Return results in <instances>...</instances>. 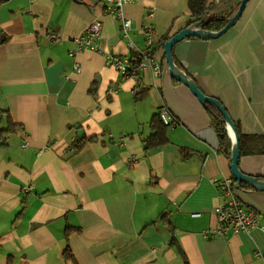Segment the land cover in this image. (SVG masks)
Here are the masks:
<instances>
[{"label": "crops", "instance_id": "crops-1", "mask_svg": "<svg viewBox=\"0 0 264 264\" xmlns=\"http://www.w3.org/2000/svg\"><path fill=\"white\" fill-rule=\"evenodd\" d=\"M225 1L215 8L227 13L241 0ZM124 14L129 37L101 0H0V36L8 37L0 44V106L24 127L0 146V264H66L67 244L78 264H264L260 229L204 236L224 201L213 179L232 171L206 105L170 73L159 44L188 28V0H136ZM95 20L100 50L72 56L75 38ZM149 24L161 74L124 78L105 54L131 56L129 40L147 49ZM172 54L247 135L240 170L264 177V0H249L223 34L181 39ZM162 108L177 123L166 125L167 144L146 151ZM236 194L264 221V190ZM68 226L80 230L67 238Z\"/></svg>", "mask_w": 264, "mask_h": 264}, {"label": "built area", "instance_id": "built-area-1", "mask_svg": "<svg viewBox=\"0 0 264 264\" xmlns=\"http://www.w3.org/2000/svg\"><path fill=\"white\" fill-rule=\"evenodd\" d=\"M106 6V10L120 23V29L124 36L129 37V30L131 28V20L124 14V7L127 4L133 3L136 0H102ZM143 33L148 47L152 46L155 42L154 27L152 24L147 25L143 29ZM49 38L56 40L58 34L56 32H50ZM102 38V23L99 20L93 21L81 35L75 38L76 47L70 51L72 56H75L77 52L84 49H90L99 51L100 41ZM129 47H131L135 55L122 56L117 53L107 52L105 54L106 63L114 67L119 71L124 78L136 77L140 71L145 69H151L155 75H160L162 66L160 60L154 56L149 49L136 48L134 43L129 40ZM75 71H81V65L75 64ZM120 86L110 87L107 90L108 95H112L118 92ZM160 117L164 124L171 125L177 123V119L170 113L167 108L159 110ZM124 141V137H121L120 143ZM28 143H24L23 146L27 147ZM224 196V201L216 209L217 224L214 227L204 230V236L209 238H216L225 236L228 233H250L254 229H260L264 232V221L260 219V213L253 208L245 206L234 188L233 176L222 175L214 178ZM258 252L257 255H261Z\"/></svg>", "mask_w": 264, "mask_h": 264}, {"label": "trees", "instance_id": "trees-1", "mask_svg": "<svg viewBox=\"0 0 264 264\" xmlns=\"http://www.w3.org/2000/svg\"><path fill=\"white\" fill-rule=\"evenodd\" d=\"M102 1V0H101ZM231 0H227L224 3L230 2ZM223 3V4H224ZM240 5V1H237L231 11L227 13H223L218 11L215 8V0H188V7L190 10L191 20L189 22V26L194 29H203L205 31H219L223 29L228 23L229 19L236 13ZM198 24V26H196ZM172 36H167L163 41H160V46L164 48L165 43L170 40ZM8 37L0 36V44L7 41ZM150 47V46H149ZM148 47V49H149ZM151 52V51H150ZM132 57L136 56L135 52L131 55ZM174 57V56H173ZM175 61V57H174ZM177 64V62L175 61ZM208 112L210 113L212 124L216 130L219 139V151H221L230 161L232 159V151H233V140L229 133V126L226 118L223 113L212 103H205ZM4 122V124H2ZM237 127L241 144L243 147V140L247 136L242 133L239 128V123L235 122ZM150 126L152 132L147 138L144 139L145 150L149 151L153 148L165 145L168 143L167 137V126L164 124L160 117V113L153 115L150 121ZM24 127L14 121L11 112L8 108H4L0 106V146L6 145L8 140L12 134L17 133L22 130ZM98 139L97 136L93 137H81L77 141L74 142V150H80L86 143L96 141ZM247 152V151H244ZM233 176V174H232ZM260 180L264 181V177H258ZM234 180V188L235 191L237 189H241L244 187H251L248 183H241L237 186V179L233 176ZM165 218V216L163 217ZM80 228L68 226L65 231V235L68 238L69 235L75 231H79ZM63 256L66 261V264H78L76 257L70 247L69 244L63 250Z\"/></svg>", "mask_w": 264, "mask_h": 264}, {"label": "water", "instance_id": "water-1", "mask_svg": "<svg viewBox=\"0 0 264 264\" xmlns=\"http://www.w3.org/2000/svg\"><path fill=\"white\" fill-rule=\"evenodd\" d=\"M249 0H241L240 5L236 13L229 19L226 26L219 31H205L203 29H194L191 27L185 28L182 31L175 34L170 40H168L164 45L165 55L167 58V62L169 65L170 73L175 76L178 80L185 83L190 89L198 96V98L205 104L207 102L215 105L224 115L228 122L229 128L233 132V151H232V159H231V171L233 176L237 179V186L241 183H248L251 187H254L258 190H264V181L260 180L258 177L246 175L239 168V158H240V136L237 130V127L229 115L225 106L215 97L206 95L198 85L190 79L181 69L176 65L173 57V47L174 45L181 39L189 38V37H199V38H211L217 37L224 32H226L229 28L234 26L244 11ZM198 26V24H196Z\"/></svg>", "mask_w": 264, "mask_h": 264}, {"label": "rangeland", "instance_id": "rangeland-1", "mask_svg": "<svg viewBox=\"0 0 264 264\" xmlns=\"http://www.w3.org/2000/svg\"><path fill=\"white\" fill-rule=\"evenodd\" d=\"M2 124H4V122H2Z\"/></svg>", "mask_w": 264, "mask_h": 264}]
</instances>
